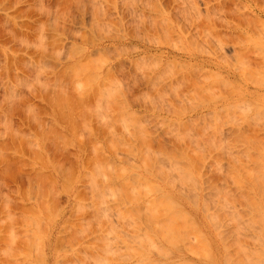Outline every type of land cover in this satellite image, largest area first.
I'll use <instances>...</instances> for the list:
<instances>
[{
    "label": "rangeland",
    "instance_id": "rangeland-1",
    "mask_svg": "<svg viewBox=\"0 0 264 264\" xmlns=\"http://www.w3.org/2000/svg\"><path fill=\"white\" fill-rule=\"evenodd\" d=\"M263 110L264 0H0V264H264Z\"/></svg>",
    "mask_w": 264,
    "mask_h": 264
},
{
    "label": "bare ground",
    "instance_id": "bare-ground-1",
    "mask_svg": "<svg viewBox=\"0 0 264 264\" xmlns=\"http://www.w3.org/2000/svg\"><path fill=\"white\" fill-rule=\"evenodd\" d=\"M240 104V103H239ZM237 106V105H236ZM229 108V107H228ZM262 108V107H261ZM230 109V108H229ZM239 109V108H238ZM258 109V108H257ZM259 111V110H258ZM264 112V110L261 112V113H263ZM260 113V112H259ZM243 114V113H242ZM264 114V113H263ZM260 115H262V114H260ZM264 116V115H263ZM258 117V116H257ZM261 118V117H260ZM252 123V122H251ZM257 123V122H256ZM248 125V124H247ZM238 131H239V129H238ZM240 131H242V130H240ZM241 133V132H240ZM238 134V133H237ZM16 138V137H15ZM13 139H14V137H13ZM13 144H15V143H13ZM257 144V143H256ZM230 146V145H229ZM254 146H256V145H254ZM261 146V145H260ZM257 148H258V150H259V145L257 146ZM262 148V147H261ZM249 154H250V152L249 151H247ZM252 157V156H251ZM253 157H254V155H253ZM252 157V158H253ZM202 158V157H201ZM255 158V157H254ZM253 158V159H254ZM203 159V158H202ZM19 164V163H18ZM17 165V164H16ZM21 165V164H20ZM255 165V164H254ZM13 166H15V165H13ZM258 166V165H257ZM252 167V166H251ZM159 168V167H158ZM255 169V168H254ZM150 170V169H149ZM17 171H19V170H17ZM255 172V171H254ZM252 173V172H251ZM261 174V173H260ZM257 175V174H256ZM255 176V175H254ZM259 177V176H258ZM190 178V177H189ZM194 178V177H193ZM236 178V177H235ZM142 179V178H141ZM254 179H255V177H254ZM195 180V179H194ZM238 180V179H237ZM250 180V179H249ZM148 182V181H147ZM195 182V181H194ZM256 182V181H255ZM148 183H150V182H148ZM261 183V182H260ZM262 183H263V181H262ZM253 184V183H252ZM148 185V184H147ZM240 186V185H239ZM243 186V185H242ZM247 186H248V184H247ZM263 185H261V187H262ZM153 188H154V186H153ZM193 188V187H192ZM155 189V188H154ZM170 189V188H169ZM150 190V189H149ZM156 190V189H155ZM243 190V189H242ZM260 192V191H259ZM262 193V192H261ZM264 193V192H263ZM217 194H219V193H217ZM242 194H243V192H242ZM220 195V194H219ZM243 195H245V194H243ZM167 196V195H166ZM259 196H260V194H259ZM161 197V196H160ZM159 197V198H160ZM264 197V196H263ZM162 198H163V196H162ZM166 198V197H165ZM220 198V197H219ZM161 199V198H160ZM194 198H192V200H193ZM196 199V198H195ZM216 199V198H215ZM220 199H222V197L220 198ZM257 199V198H256ZM255 199V200H256ZM171 200V199H170ZM206 200H207V198H206ZM172 201V200H171ZM194 201H196V200H194ZM221 201V200H220ZM254 201V200H253ZM264 201V200H263ZM252 202V201H251ZM157 203V205L156 206H159L158 205V202H156ZM165 203V202H164ZM194 203H196V202H194ZM202 203H205V202H202ZM146 204V203H145ZM207 204V203H206ZM152 204H150V206H151ZM173 205V204H172ZM253 205V204H252ZM145 206V205H144ZM176 206H177V204H176ZM147 207V206H146ZM178 207H179V205H178ZM172 208H173V206H172ZM150 209V208H149ZM254 209H255V207H254ZM253 209V210H254ZM257 209H258V207H257ZM147 210H148V208H147ZM151 210H152V208H151ZM166 210V209H165ZM220 210V209H219ZM252 210V211H253ZM167 211H168V209H167ZM174 211V210H173ZM178 211V210H177ZM180 211V210H179ZM152 212V211H151ZM150 212V215L151 214H153V213H151ZM165 212V211H164ZM256 212H258V211H256ZM172 213V212H171ZM263 213V212H262ZM149 214V213H148ZM155 215H157V214H155ZM184 215V214H183ZM216 215V214H215ZM148 216V215H147ZM152 216H154V214L152 215ZM158 216V215H157ZM228 216V215H227ZM235 216V215H234ZM233 215H232V219H233V217H234ZM263 216V215H262ZM144 217V216H143ZM176 217V216H175ZM226 217V216H225ZM237 217V215L234 217V219ZM150 218V217H149ZM228 218V217H227ZM238 218V217H237ZM261 218V217H260ZM148 219V218H147ZM159 219V218H158ZM229 219H230V217H229ZM163 220H165V218L163 219ZM261 220H263V219H261ZM143 221V220H142ZM148 221V220H147ZM171 220H169V221H167V222H170ZM178 221H179V219H178ZM178 221L176 222V223H178ZM191 221V220H190ZM149 222V221H148ZM155 222V221H154ZM161 222V221H160ZM160 222H159V224H160ZM252 222H255V221H252ZM146 223V222H145ZM152 223V222H151ZM166 223V221L164 222V224ZM153 224H157V223H153ZM172 224L173 223H171V226H172ZM178 224H180V223H178ZM195 224V223H194ZM146 225V224H145ZM158 225V224H157ZM174 225H176V224H174ZM252 225V224H251ZM250 224H249V226H251ZM144 226V225H143ZM152 226V225H151ZM153 226H155V225H153ZM153 226H152V228H153ZM158 226H160V225H158ZM165 226V225H164ZM179 226V225H178ZM182 226V225H181ZM148 227V226H147ZM176 227V226H175ZM180 227V226H179ZM264 227V226H263ZM146 228V227H145ZM159 228H161V227H159ZM168 228V227H167ZM178 228V227H177ZM193 228V227H192ZM170 229H172V228H170ZM247 229V228H246ZM149 230V229H148ZM168 230H169V228H168ZM173 230V229H172ZM249 230V229H248ZM147 231V230H146ZM157 231H158V229H157ZM174 231V230H173ZM178 231H180V229L178 230ZM182 231V230H181ZM184 231V230H183ZM197 231V230H196ZM161 232V230H159V233ZM249 232V231H248ZM157 233V232H156ZM172 232H170V234H171ZM187 233H189V232H187ZM201 233V232H200ZM161 234H163V233H160V235ZM176 234V233H175ZM186 234V233H185ZM259 234V233H258ZM149 235V234H148ZM147 235V236H148ZM164 235H166V234H164ZM169 234H167V236H168ZM177 235V234H176ZM188 235V234H187ZM187 235H185V236H187ZM190 235V234H189ZM191 235H192V233H191ZM261 235V234H260ZM150 236V235H149ZM170 236H172V235H170ZM181 236V235H180ZM204 235H202V237H203ZM250 236V235H249ZM144 237H146V236H144ZM155 237V236H154ZM162 237V236H161ZM251 237V236H250ZM162 238H164V237H162ZM182 238V237H181ZM188 238V237H187ZM144 239V238H143ZM151 239V238H150ZM156 239V238H155ZM176 239V238H175ZM259 239H261L260 237H259ZM152 240V239H151ZM153 240H154V238H153ZM182 240V239H181ZM204 240V239H203ZM256 240V239H255ZM143 241H145V240H143ZM171 241H173V240H171ZM238 241V240H237ZM259 242V241H258ZM262 242V241H261ZM260 242V243H261ZM239 243L240 242H238L237 244V247H239ZM147 244V243H146ZM166 244H171V243H168V241H167V243ZM176 244V243H175ZM234 245H235V243H233ZM242 244V243H241ZM240 244V246H242V248L241 249H243L242 251H239V252H241V253H243L244 252V254H245V251L246 252H248L247 250H244V245H241ZM245 244V243H244ZM255 244V243H254ZM174 244H172L171 246H173ZM262 245V244H261ZM153 246V245H152ZM158 246H160V245H158ZM205 246V245H204ZM230 246V245H229ZM150 247V246H149ZM233 247H236V246H233ZM240 249V250H241ZM247 249V248H246ZM151 250H152V248H151ZM150 250V251H151ZM159 250V249H158ZM211 250V249H210ZM226 250V249H225ZM259 251L260 249H256V251ZM148 251V250H147ZM160 252L162 251V250H159ZM179 251V250H178ZM201 251V250H200ZM250 251V250H249ZM254 251V250H253ZM252 250L250 251L251 252V254H252V252H253ZM257 251V252H258ZM157 252V251H156ZM209 252V251H208ZM231 252H233V251H231ZM255 252V251H254ZM158 253V252H157ZM162 253H163V251H162ZM226 253V252H225ZM145 254V253H144ZM161 254V253H160ZM166 254V253H165ZM228 254V251H227V253H226V255ZM244 254H242V256L241 257H243L244 256ZM261 254H263L262 252H261ZM225 255V256H226ZM228 256V255H227ZM257 255H255L254 257H256ZM259 257H260V255H258ZM246 256H244V258H245ZM264 257V256H263ZM163 258V257H162ZM234 258V257H233ZM233 258H231V259H233ZM238 258V257H237ZM225 259V258H224ZM240 258H238V260H239ZM261 258H259V260H260ZM152 260V259H151ZM236 260V259H235ZM243 261V263L244 264H249V263H245V261L246 260H244V259H242ZM249 260H252V262H257L256 260H258L257 258L255 259L254 258V261H253V257L251 258V259H249ZM258 260V261H259ZM264 260V259H263ZM225 261V260H224ZM241 261V260H240ZM260 261H262V259L260 260ZM156 262V261H155ZM158 262V261H157ZM226 262H228V264H231V262H229V259H228V261H226ZM236 262H238V261H235V264H236ZM250 262V264H251V261H249ZM264 262V261H263ZM149 263V262H148ZM173 263V262H172ZM240 263V262H239ZM262 263V262H261ZM155 264V263H154ZM160 264V263H159ZM188 264V263H187ZM227 264V263H226ZM255 264H257V263H255Z\"/></svg>",
    "mask_w": 264,
    "mask_h": 264
}]
</instances>
